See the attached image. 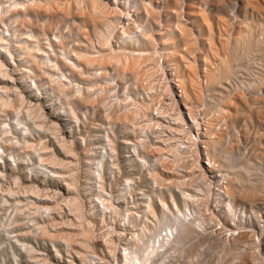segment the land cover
Segmentation results:
<instances>
[{
  "label": "rangeland",
  "instance_id": "obj_1",
  "mask_svg": "<svg viewBox=\"0 0 264 264\" xmlns=\"http://www.w3.org/2000/svg\"><path fill=\"white\" fill-rule=\"evenodd\" d=\"M95 1L107 5L104 13L107 15L103 17L96 5L91 6L92 0H0V264H235L234 254L223 252L229 247V238L224 239L229 242L226 244L214 234L209 236L206 231L210 232V225L203 222L214 209L211 179L195 171L196 163L193 160L190 163L189 153L175 152L178 151L176 146L172 148L175 143L171 149L166 148L173 157L162 143H157L159 128H154L153 133L144 129L143 135L132 122L148 121L157 105L158 109L168 107L170 111L176 108L172 84L167 82L172 76L162 74L166 67H160V54L159 58L155 56V62L144 64L150 72L146 79L143 77L141 86L132 83V78L124 80L120 66L126 64L127 60L122 61L124 55L132 51L162 52L164 47L159 44L166 40L168 50L176 53L182 48L175 60L169 55L172 64L179 60L181 70L185 69L186 60L193 64L206 103L211 86L207 80L225 66V61L231 64L234 74L226 82L214 84L213 89L223 96H232L236 104L232 103L230 109L232 112L237 109L240 116L238 121L221 123L217 131L222 132L224 145L235 139L238 147H233L230 153L236 156L238 168L245 165L249 168V172L241 169L244 174L240 176L248 173L245 179L240 178L242 186L254 181L262 185H258L261 190L264 188V82L260 79L264 78V0H145L151 2L163 24L167 21L160 17L168 18L164 5L177 8L181 12L179 23L188 38L178 33V37L168 33V38H162L149 20L150 27L144 26L145 21L141 26L153 39L139 33L142 40L134 29L131 31L134 36L129 38L120 34L128 23L134 28L138 20L142 21L143 10L141 14L133 11L136 6L141 7L140 0ZM110 1L117 4L124 1L123 12L127 10L130 19L119 15L118 18L110 9L114 7ZM74 12H78L77 16L72 15ZM246 40L248 51L243 48ZM107 54L117 59L121 56L122 60L114 63L113 58L110 66L103 69L93 62ZM246 83L256 85L252 88ZM210 100L206 109L217 104L216 99H213L216 104ZM135 136L138 142H133ZM127 140L132 141L130 145L122 142ZM159 147L165 151L159 153ZM186 160L189 161L186 167L181 166ZM189 168L195 169L184 173ZM259 192L264 193V189ZM260 193L261 199L258 201L256 197L255 206H245V213L237 206L246 214V218L240 216L239 225L254 233L264 229V201ZM132 212H137L135 217ZM187 213L196 224L199 220L205 223L206 226L199 224L206 227L204 231L197 228L203 238L188 237L175 251L169 248L163 254H153L151 262L141 256L140 261L138 255L136 262L126 263L123 255L129 251L158 245L166 232L171 238L172 223H181L183 215L187 220ZM215 220L223 222L220 217ZM164 224H168L167 231L160 229Z\"/></svg>",
  "mask_w": 264,
  "mask_h": 264
},
{
  "label": "bare ground",
  "instance_id": "obj_2",
  "mask_svg": "<svg viewBox=\"0 0 264 264\" xmlns=\"http://www.w3.org/2000/svg\"><path fill=\"white\" fill-rule=\"evenodd\" d=\"M91 1V0H90ZM141 1V7H140V5L139 6H136L134 9H133V11H135V12H137V13H142L141 12V10H143V12H144V17H143V19H142V21H140V20H138V22H136V25H133L134 26V28H132V27H130L128 24L126 25V27H122V33H120V34H122V36H123V38H124V36H125V38L128 36V38H129V35L130 36H132L131 35V31H132V29H134L135 31V33H138L137 34V36L139 37V35L142 33V35H140L141 37L142 36H144V35H146V37H148V36H150V38H152L151 37V34L149 33V35H148V32H146L147 34H145V32H143L144 30L146 31L147 29H145V27L144 26H149V20L150 21H152L155 25H156V27L158 28V30L160 31V32H158L157 33V31H156V33L158 34V35H162L163 37L162 38H168V36L172 33V34H176V33H178L179 35H180V37H182L181 35H183V37H187L188 38V35H186L187 34V32H186V30H185V28H184V26H183V24H180L179 23V17H180V14H181V12L177 9V8H175V7H171V6H169V5H164V8H163V11H164V15H166V16H168V18H166L165 16L164 17H160V19L161 18H163L164 20H166L167 21V23H160L159 22V18L157 17V12H155L153 9H154V7H152L151 6V2H145V0H140ZM56 3V2H55ZM92 4H91V6L93 5L94 6V8H95V5L97 6L96 8H99L100 9V11H102L103 13V17L105 16V15H107V14H105L104 15V13H107V5L106 6H104V3L103 4H101L100 2H98V1H95V0H92V2H91ZM150 3V4H149ZM48 4V3H47ZM46 4V5H47ZM110 4H112V5H114V7L113 8H110V7H112V6H110L109 8L110 9H113L112 10V12L113 13H115V15L116 16H120V18H123L124 16L126 17V18H129V13H128V11L126 10V12H123V11H125V2L124 1H122V2H120V3H115L114 1H110ZM115 4L118 6V7H120V9L118 8V7H116L115 6ZM103 5V6H102ZM90 6V7H91ZM28 7V6H27ZM44 7V6H43ZM53 7V6H52ZM57 7V6H56ZM130 7H133V6H130ZM91 8H93V7H91ZM40 9V8H39ZM104 9L106 10V12H104ZM129 9V8H128ZM59 10V9H58ZM94 10V9H93ZM109 10V9H108ZM26 11V10H25ZM24 11V12H25ZM31 11V10H30ZM56 11H57V9H56ZM99 11V12H100ZM130 11V10H129ZM157 11V10H156ZM162 11V10H161ZM40 12H42V11H40ZM39 12V13H40ZM53 12H55L54 10H53ZM59 12H61L60 10L58 11V13ZM97 12H98V10H97ZM112 12H109L108 11V14L109 15H111L110 13H112ZM38 13V14H39ZM52 13V12H51ZM56 13V12H55ZM76 13H78V12H76ZM75 12L72 14V15H76L77 16V14H76ZM159 13V12H158ZM42 14H45V12L43 13L42 12ZM53 14V13H52ZM62 14V13H61ZM82 13H80V15H81ZM92 14V13H91ZM91 14H89V15H91ZM156 14V15H155ZM170 14H171V17H170ZM174 15V18H173V15ZM188 14V13H187ZM193 14V13H192ZM34 15V14H33ZM56 15V14H55ZM79 15V14H78ZM87 15V14H86ZM99 15V14H98ZM53 16V15H52ZM52 16H51V18H52ZM64 18H66V15L65 14H63L62 15ZM85 16V15H84ZM94 16H95V14H94ZM93 16V17H94ZM102 16V15H101ZM119 16H118V18H119ZM122 16V17H121ZM163 16V15H162ZM50 17V16H49ZM107 17V16H106ZM124 17V18H125ZM131 17V16H130ZM72 18V17H71ZM83 18V17H82ZM87 18V17H86ZM91 18V17H90ZM158 18V19H157ZM169 18H172L171 19V21L169 20ZM67 19L68 20H70V18H68L67 17ZM76 19H77V17H76ZM80 19V18H79ZM88 19V18H87ZM130 19V18H129ZM139 19H140V17H139ZM125 20V19H124ZM172 20H174V21H172ZM71 21V20H70ZM121 21V20H120ZM147 23V24H143V23H145V22ZM207 22V21H206ZM205 22V23H206ZM71 23V22H70ZM73 23V22H72ZM120 23V22H119ZM141 23V24H140ZM37 24V23H36ZM74 24V23H73ZM106 24V23H105ZM122 24V23H121ZM133 24V23H132ZM131 24V25H132ZM93 25V24H92ZM141 25H144V26H141ZM122 26H124V25H122ZM74 27V26H73ZM119 27V26H118ZM150 27V26H149ZM187 28V27H186ZM81 32H82V30H81ZM140 33V34H139ZM155 33V32H154ZM168 33H170V34H168ZM92 34V33H91ZM144 34V35H143ZM156 34V35H157ZM136 35V34H135ZM178 35V36H179ZM186 35V36H185ZM119 36V35H118ZM134 36V35H133ZM174 36H177V34L176 35H174ZM177 36V37H178ZM141 37H139V39L141 38ZM176 37V38H177ZM25 38H27V37H25ZM120 38V37H119ZM122 38V39H123ZM132 38V37H131ZM150 38H147V39H150ZM175 38V37H174ZM176 38H175V40H176ZM240 38V37H239ZM28 39H29V37H28ZM115 39V38H114ZM116 39H118V37L116 36ZM121 39V40H122ZM143 39H144V37H143ZM153 39V38H152ZM152 39H150L151 41H153ZM178 39V38H177ZM183 39V38H182ZM30 40H33V38L32 39H30ZM124 40V39H123ZM131 40H133V38L131 39ZM140 40H142V39H140ZM245 40V39H244ZM247 40H249V39H247ZM247 40H246V42H247ZM157 41H159V40H157ZM242 41V40H241ZM128 42H130V40H128ZM127 42V43H128ZM161 42V41H160ZM160 42H158V43H160ZM170 42V41H169ZM172 42H173V40H172ZM210 42V41H209ZM208 42V43H209ZM245 42V41H244ZM245 42V46H244V44H243V48H245V49H247V51H248V49H249V47H247L246 45L248 44V42L246 43ZM126 43V44H127ZM154 44L156 43V42H153ZM238 43V42H237ZM135 44V43H134ZM171 44V43H170ZM107 45H108V43H107ZM106 45V46H107ZM168 45H169V43L168 42H166V40H163L162 41V43H161V45L159 44V46H163L164 47V50L160 53V52H158V51H154L153 50V52L151 51V53H150V51L149 52H147L146 50H143V49H139L138 50V52L137 53H135V51H132L131 53H129V55L127 56V54H125V53H127V52H125L124 54V57L122 58V59H125V60H122L120 57L123 55V53H121V54H119V55H121L120 57H118V59L117 58H115V57H113L111 54H107V55H102V57L99 59V58H96V60H94L93 59V62H95V63H97L96 65H99V67L101 66L102 67V69L105 67V66H107V65H109L110 64V62H112V60H114L113 58H115L116 60L114 61V63H116V61L118 60L119 61V58L122 60V61H128V63H127V61L125 62L126 64H124L123 62V64L124 65H126V66H124V65H121L120 66V69H121V72H120V74H123L124 75V77H123V79L124 78H127L128 80H131L130 78H132V83H134V84H136L137 86H139L140 84L142 85V83H141V81H142V79H143V77H145L147 74H148V71L150 72V69L148 68L147 70H146V67L147 66H145L144 64L145 63H147L148 61H150V62H152V61H154L155 60V56L157 57V56H159V54H160V57L162 58V60H161V66L160 67H162V66H164V67H162V68H165L164 70L165 71H163V73L162 74H164V72H166V75L168 76V78H169V76L171 77V81H167V82H169L170 84H172V87H171V90H173V101L176 103V108L173 110H171L170 111V109H167L166 107V109H163V108H160V109H162V110H160V109H158V105L155 107V108H153V111H154V109H155V113L153 114V112L152 113H150V115H148L149 117V120L148 121H143L142 120V122L141 121H137V122H135L134 120L132 121L133 122V124H137L138 125V127H139V129H141V132L140 133H142V132H145V131H142V130H146V132L147 131H150V132H152V131H154L155 129H158L159 130V135H157L156 133V136H158L157 138H158V141H156L157 143L159 142V143H162L163 145H164V149L166 150V148L167 149H171V144L172 143H175V144H173L174 146H172V148H174L175 146V149H177L178 151H176L175 150V152H182V153H184V154H186V153H189V155L191 156L190 157V159H188V160H191L190 161V163L192 162V160L196 163V169H195V171H201V172H203L202 174H204V176L203 177H205V175L206 176H208L209 178H207V179H211V181H212V183H213V188H212V191L214 192V197L212 198V200H211V203L214 205V209H213V211H212V214H211V217L209 216L208 217V219H207V221H206V219L204 218V216H202L203 218H204V220H203V222L205 221L206 222V225L207 226H209V230H210V232L207 230L206 232H208L207 234L210 236L211 234H214L213 236L217 239V240H223L224 241V239L226 238H229V241H230V244H229V247L226 245V244H228L229 242H226V241H224L226 244V246L227 247H222V248H224L225 249V251H224V249H223V252H231V254L233 255V256H235V261H236V263L237 264H264V229L262 230V231H260V232H257V233H254L251 229H243L244 227H241V225H239V220L241 219L240 218V216H242V217H245L246 218V214L244 215V213L246 212V208H245V206L247 207H249V206H255L256 204V202L254 201L255 199H256V197H257V199H258V201H259V199H261V198H258L260 195H258L259 193H257L258 191H262L263 189L261 188V190H259L260 189V186H258V185H261V184H257L256 182L254 183V181L253 182H251L250 184H252V185H250L249 184V186L247 185V187L245 186V187H243L242 186V182H241V179H245L244 178V176L246 177L247 176V174L246 175H244V176H240V174H244V173H242L241 171V169H245L246 171H248L247 170V165H245V168L243 167V168H241V166L239 167L240 168V172H239V168H238V166H237V164H236V162H238L237 161V159H236V156H234V155H231V153L230 152H233V151H231L232 149H233V147H235L237 144H236V141H235V139L234 140H229V143L227 142V143H225L226 145H224L223 143H224V141H223V143H222V140H221V137H222V132L219 134V130H218V128H219V126H221L220 124L221 123H223V124H226L227 122H230V121H238L237 119L239 118V116H240V114H239V112L237 111V109H235V113L234 112H232V110L230 109L231 108V104L233 103H235L233 100H231V97H229V95H222L223 93H221V92H219V93H217L216 92V89L214 88L213 89V85L214 84H216V85H218V84H220V83H222L221 81L222 80H225V81H223V82H226V80L227 79H230L229 77H230V74H234L230 69V66L229 65H231V64H228V62L227 61H225V63H223L225 66H223V67H220V69L219 70H217L218 72L215 74V76L214 75H211L210 77H209V79L210 80H207V81H210L209 83L211 84V86H209L210 84H207V87L209 86V92L207 93V95H206V93H205V95H206V97L208 98L207 99V102L206 103H208V100H210V99H212V101H213V99L217 102V104L216 103H214V101H213V103L214 104H216V106H217V109H216V106L214 105V106H212L211 105V109L209 108L210 106L207 104V105H205L206 103H203L204 102V99H205V96H203V94H204V91L202 92L200 89H199V87H198V75H195V70L193 69V64H191L190 62H189V60L187 61H185V63H184V68L186 69H180L179 68V63H178V59H176V60H178V61H174L175 63L174 64H172V62L173 61H170L169 60V55L171 56H173V58H174V60H175V57L177 56V58L179 57L178 55H180V54H177L176 55V53H179V50H181V49H178V51L175 53V51L174 50H172V51H170V50H168ZM191 45H193V44H191ZM110 46V45H109ZM109 46H107V47H109ZM122 46V45H121ZM127 46V45H126ZM209 46V45H208ZM123 47V46H122ZM174 47V46H173ZM184 47H186V46H184ZM189 47V46H188ZM134 48V47H133ZM158 48H160V47H158ZM157 48V49H158ZM162 48V47H161ZM170 48V47H169ZM172 48V47H171ZM110 49V48H109ZM108 49V50H109ZM187 49V48H186ZM212 49V48H211ZM244 49V50H245ZM116 50V49H115ZM151 50V49H150ZM160 50V49H159ZM167 50V51H166ZM120 51V50H119ZM6 52H8V51H6ZM121 52V51H120ZM206 53V52H205ZM8 54H10V55H12L11 53H9L8 52ZM118 54H115L116 56H119ZM157 54V55H156ZM244 54V53H243ZM114 55V54H113ZM171 56V57H172ZM94 58V57H93ZM154 58V59H153ZM157 58H159V57H157ZM156 58V59H157ZM191 58V57H190ZM78 59V58H77ZM82 59V58H81ZM112 59V60H111ZM171 59V58H170ZM180 59V58H179ZM207 59V58H206ZM224 59H226V58H224ZM90 60V59H89ZM152 60V61H151ZM165 60V61H164ZM172 60V59H171ZM204 60V59H203ZM117 61V62H118ZM160 61V60H159ZM13 62H15L14 60L12 61V63ZM84 62V61H83ZM87 62V61H86ZM92 62V63H93ZM155 62V61H154ZM154 62H153V64H154ZM187 62V63H186ZM221 62H224V60L223 61H221ZM227 62V63H226ZM158 63V62H157ZM156 63V64H157ZM170 63V64H169ZM85 64V63H84ZM90 64H91V62H90ZM118 64V63H117ZM120 64H121V62H120ZM119 64V65H120ZM148 64H150V63H148ZM147 64V65H148ZM222 63H221V65H223ZM228 64V65H227ZM118 65V66H119ZM158 65V64H157ZM110 66V65H109ZM145 66V69L143 70L142 69V67H144ZM208 67V66H207ZM157 68H158V66H157ZM168 68V69H167ZM160 69V68H159ZM234 69V68H233ZM197 70V69H196ZM151 71H154V70H151ZM232 73H231V72ZM104 72L105 71H103V74H104ZM212 72V71H211ZM127 73V74H126ZM145 73V74H144ZM154 74V73H153ZM198 74V73H197ZM118 75V74H117ZM126 75V76H125ZM165 75V74H164ZM163 75V76H164ZM152 76H154V75H152ZM209 76V75H208ZM264 76V75H263ZM165 78V77H164ZM11 79V78H10ZM144 79H146V77L144 78ZM150 79H151V77H150ZM149 79V80H150ZM156 79V78H155ZM154 78H153V80H155ZM207 79V78H206ZM261 79V82L263 81L264 82V78L262 77V78H260ZM125 80V79H124ZM167 80V79H166ZM200 80V79H199ZM148 82V81H147ZM152 82V81H151ZM228 82V81H227ZM154 83V82H153ZM200 83V82H199ZM151 83H149V85H150ZM165 84V83H164ZM140 85V86H141ZM247 87H252V88H254V86L256 85V84H253V83H246L245 84ZM152 86V85H151ZM165 86H168V85H165ZM135 87V86H134ZM161 87H163V86H161ZM206 87V86H205ZM222 86H220V87H218V88H221ZM136 88V87H135ZM150 88V87H149ZM148 88V89H149ZM156 88V87H155ZM158 88H159V86H158ZM167 88V87H166ZM177 88H178V90L179 91H177ZM204 89V88H203ZM247 89V88H246ZM251 89V88H250ZM154 90V89H153ZM157 90V89H156ZM169 90H170V88H169ZM253 90V89H252ZM215 91V92H214ZM134 92V91H133ZM155 92V91H154ZM150 93V92H149ZM170 93V94H171ZM168 94V93H167ZM229 94V93H228ZM149 95V94H148ZM152 95V94H151ZM147 96V95H146ZM155 96V95H154ZM157 96V95H156ZM159 96V95H158ZM163 97V96H162ZM133 98V97H132ZM160 98V97H159ZM169 98V97H168ZM234 98V97H233ZM131 99V98H130ZM156 98H154V100H155ZM227 101H226V100ZM218 100H219V102H218ZM157 101V100H156ZM155 101V102H156ZM211 101V100H210ZM222 101V102H221ZM162 102H163V100H162ZM221 102V103H220ZM145 103V102H144ZM157 103H160V101L159 102H157ZM226 103V104H225ZM167 104V103H166ZM209 104H211V103H209ZM236 104V103H235ZM254 104V103H253ZM143 105V104H142ZM145 105V104H144ZM152 105H153V103H152ZM161 106V105H160ZM206 106H209L207 109H206ZM142 107V106H141ZM153 107V106H152ZM236 107V106H235ZM251 107V106H250ZM173 108V107H172ZM134 109V108H133ZM148 109H146V111H147ZM169 110V111H168ZM211 110L213 111V112H211ZM258 110V109H257ZM136 112V111H135ZM138 112H139V110H138ZM170 112V113H169ZM140 113V112H139ZM149 113V112H148ZM138 114V113H137ZM175 114V115H174ZM145 115V114H144ZM173 115V116H172ZM146 116V115H145ZM140 119V118H139ZM142 119V118H141ZM167 119H169V120H167ZM189 121H191L192 123H193V128L189 125ZM230 123H232V122H230ZM133 124H132V126H133ZM128 125H129V123H128ZM137 125H136V127H137ZM223 126H226V125H223ZM222 126V127H223ZM135 127V128H136ZM137 127V128H138ZM227 127V126H226ZM136 128V129H137ZM155 128V129H154ZM225 128V127H224ZM221 129V128H220ZM126 130V132L125 133H127V128L125 129ZM218 130V131H217ZM222 130V129H221ZM220 130V131H221ZM133 131V130H132ZM217 131V132H216ZM136 132L137 131H134V133L136 134ZM156 132H158L157 130H156ZM124 133V134H125ZM133 133V134H134ZM149 133V132H148ZM153 133V132H152ZM143 134V133H142ZM143 135H145V134H143ZM147 135V134H146ZM221 135V136H220ZM101 136V135H100ZM137 136V135H136ZM135 136V137H136ZM133 138V142H138L137 140H139L137 137L136 138ZM139 137L140 138H144V136H142V135H139ZM147 138H148V136H146ZM156 139V138H155ZM223 140H225V138L223 139ZM231 141H234L235 143H233V142H231ZM122 142H125V143H129L128 145H130V142H132V141H130V140H127V141H122ZM171 142V143H170ZM142 143V142H141ZM166 143H169V144H166ZM155 144V143H154ZM153 144V145H154ZM134 145V144H133ZM156 145V144H155ZM154 145V146H155ZM229 146V148H230V151L229 150H226L227 149V147ZM260 145V144H259ZM225 146V147H224ZM163 147V146H162ZM169 147V148H168ZM236 147H238V146H236ZM156 148V147H155ZM228 148V149H229ZM158 150V152L160 153L161 151H163V149H161L160 147L159 148H157ZM257 149H258V147H257ZM164 150V151H165ZM173 150V149H172ZM171 150V151H172ZM153 151H154V149H153ZM163 151V152H164ZM168 153H169V151L168 150H166ZM227 151H229V153H230V155L228 154V152ZM236 151V150H235ZM260 151V150H259ZM155 152V151H154ZM153 152V153H154ZM158 152H156L155 154L157 155V154H159ZM167 152H165V153H167ZM173 152H174V150H173ZM162 154V153H161ZM164 154V153H163ZM169 154H171L172 155V153H169ZM174 154V153H173ZM178 154V153H177ZM259 154V153H258ZM257 154V155H258ZM154 155V154H153ZM168 155V154H167ZM189 155L187 156V157H189ZM200 155H204L205 156V163L206 162H208L209 163V167H206L207 165H204L203 163H201V161H200ZM264 155V154H263ZM181 156H182V154H181ZM195 156V157H194ZM145 157V156H144ZM150 157H152V156H150ZM172 157H173V155H172ZM192 157H194V158H192ZM235 157V158H234ZM242 157V156H241ZM183 158H184V156H183ZM183 158H181V159H183ZM238 158V157H237ZM261 158V157H260ZM164 159V158H163ZM180 159V158H179ZM236 159V160H235ZM168 160H170V159H168ZM172 160V159H171ZM174 160V159H173ZM243 160V159H242ZM254 160V159H253ZM140 162H144V161H142L141 159L139 160ZM161 161H163V160H161ZM180 161V160H179ZM241 161V160H240ZM189 162V161H188ZM187 162V160H186V162H182V163H184L183 165L181 164V166H184V167H186V164L185 163H188ZM194 162H192V163H194ZM244 162V161H243ZM166 163H167V161H166ZM169 163V162H168ZM172 163V162H171ZM174 163V162H173ZM180 163V162H179ZM189 163V164H190ZM236 164V166H237V168H236V170H233V166H235V164ZM247 163V162H246ZM249 163V162H248ZM164 164V163H163ZM240 164V163H239ZM257 164V163H256ZM160 165V164H159ZM162 165V164H161ZM160 165V166H161ZM166 165H171V164H166ZM175 165V164H174ZM177 165V164H176ZM179 165V167H178V169L181 167L180 166V164H178ZM192 165V164H191ZM190 165V166H191ZM195 165V164H194ZM190 166H188V167H190ZM255 166V165H254ZM261 166V165H260ZM167 167V166H166ZM176 166H174V168H175ZM258 167V166H257ZM172 168H173V165H172ZM182 168V167H181ZM181 168H180V172H181ZM234 168V169H235ZM184 169V168H183ZM182 169V170H183ZM190 169V168H189ZM192 169L193 168H191L190 170H188V169H185V170H183L184 171V173L186 172V173H192ZM193 169V170H194ZM249 169V168H248ZM173 170V169H172ZM237 170H238V172H237ZM165 170H163V172H164ZM174 171H176V170H174ZM173 171V172H174ZM246 171H245V173H246ZM217 172V173H216ZM243 172H244V170H243ZM249 172V171H248ZM251 172V171H250ZM166 173H167V171H166ZM183 172H182V174H184ZM194 173V172H193ZM214 173H216V174H214ZM261 173V172H260ZM177 174H179L178 172H177ZM258 174V173H257ZM250 175V174H249ZM253 175V174H252ZM255 176V175H254ZM257 176V175H256ZM183 177V176H182ZM193 177V176H192ZM241 177H243V178H241ZM258 177V176H257ZM198 178V177H197ZM241 178V179H240ZM250 178H251V176H250ZM261 178V177H260ZM182 179V178H181ZM189 179V178H188ZM191 179V178H190ZM199 179V178H198ZM256 179V178H255ZM192 180V179H191ZM205 180V179H204ZM247 180H248V178H247ZM258 180H259V178H258ZM263 180V179H262ZM177 181V180H176ZM183 181H185V180H183ZM198 181V180H197ZM181 182V181H180ZM193 182V181H192ZM208 182H210V181H208ZM239 182H241V184L239 183ZM244 183H246V182H244ZM249 183V182H248ZM259 183V182H258ZM190 184V183H189ZM208 184V183H207ZM205 185V184H204ZM246 185V184H245ZM191 186V185H190ZM208 186H210V184L208 185ZM262 186V185H261ZM183 187H184V184H183ZM198 188V187H197ZM194 189V188H193ZM210 189V188H209ZM197 191H198V189H196ZM208 190V189H207ZM197 191H196V193H197ZM193 192V191H192ZM201 194V193H200ZM261 194V193H260ZM186 195V194H185ZM262 195V201H264V193H262L261 194ZM191 197V196H190ZM261 197V196H260ZM204 198V197H203ZM197 199V198H196ZM188 200H190V199H188ZM192 201V200H191ZM193 201H195V199H193ZM200 201V200H199ZM257 201V202H258ZM262 201H260V202H262ZM189 202V201H188ZM163 204H164V202H162ZM175 203V202H174ZM177 203V202H176ZM196 203V202H195ZM200 203V202H199ZM198 204V203H197ZM196 204V205H197ZM212 204H211V206H212ZM260 204V203H259ZM262 204H263V202H262ZM201 205V204H200ZM237 206L238 207H242L241 209L242 210H244V213H241L239 210H238V208H237ZM191 207V206H190ZM247 207V208H248ZM252 209V208H251ZM239 211V212H238ZM250 211V210H249ZM190 212L192 213V215H193V212L190 210ZM137 213V212H136ZM136 213L135 212H132V216L133 217H135L136 216ZM211 213V212H210ZM153 214V213H152ZM199 214V213H198ZM201 214V213H200ZM181 215H183V214H181ZM187 215H188V218H186L187 220H184L185 219V217H186V215H183V218L182 219H180L179 221L181 222V223H177V222H179L178 221V219L180 218H178V219H176L177 220V224L179 225H177V224H174L173 225V223H172V226L174 227V231L172 230L173 229V227H171L169 230V232H170V234H171V238L169 237V234H168V232H166V236L165 237H162V239H161V242L158 244V245H153V246H151V248L150 247H144L143 248V250L141 249V248H139V251H137V252H131V251H129L127 254H124L123 256H124V258H125V261H126V263L129 261H131V262H134L135 261V258H137L138 257V255H139V258H137V259H139L140 261H141V259H140V256L141 257H143V258H146L145 260L146 261H153L152 260V258H153V254H155V255H157L158 253H161V254H163L164 252H166L169 248H173V251H175L174 249H177V248H179V247H181L180 245H181V243L183 242V240L184 239H186V238H188L189 237V239H191V238H193V239H196V240H198L201 236V238H203L204 237V235L203 234H201L200 235V230H197V228L199 227H201V226H199V224L201 223L200 222V220L197 222V224H196V222L194 221V220H192L193 218V216H191V218L189 217L190 215L187 213ZM210 215V214H209ZM177 216V215H176ZM247 216H250V215H247ZM178 217V216H177ZM217 217H220V218H222L223 219V222H220V220H218L217 221V223H215L214 222V218H216V220H217ZM263 217H264V215H263ZM200 218V217H199ZM198 218V219H199ZM202 218V219H203ZM207 218V217H206ZM259 218V217H258ZM196 219H197V216H196ZM247 219H248V217H247ZM246 219V220H247ZM250 219V218H249ZM208 220H210V222L208 221ZM215 220V221H216ZM254 220V219H253ZM133 221V220H132ZM175 221V220H174ZM185 221H187V222H185ZM256 221V220H255ZM208 222V223H207ZM212 222V223H211ZM175 223V222H174ZM241 223V222H240ZM264 223V222H263ZM201 224H203V226H206L205 225V223H201ZM200 224V225H201ZM251 224V223H250ZM167 225L168 224H164V225H162L161 227H160V229L161 230H166L167 231ZM248 225V224H247ZM202 228V227H201ZM206 228V227H205ZM205 228L203 227L202 228V230L204 231L205 230ZM257 228V227H256ZM261 228V227H260ZM258 229V228H257ZM201 230V232L203 233V231ZM160 232V231H159ZM205 232V233H206ZM159 234V233H158ZM161 234V233H160ZM207 234H205V236L207 235ZM207 235V236H208ZM212 236V235H211ZM159 237V236H158ZM198 238V239H197ZM158 240V239H157ZM192 240V239H191ZM200 240V239H199ZM203 242V241H202ZM218 243H221L220 241H217ZM154 243H155V241H154ZM201 243V242H200ZM183 244V243H182ZM198 244V243H197ZM199 245V244H198ZM197 245V246H198ZM201 245V244H200ZM199 245V246H200ZM224 245V246H225ZM179 246V247H178ZM261 246V247H260ZM183 247V246H182ZM201 247H202V245H201ZM200 247V248H201ZM219 249V248H218ZM221 250V249H220ZM127 252V251H126ZM227 252V253H228ZM239 253V254H238ZM142 254V255H141ZM121 255V254H120ZM136 259V260H137ZM143 260V259H142ZM233 260V261H234ZM136 262V261H135ZM139 262V261H138ZM231 262V261H230ZM139 263H141V262H139ZM232 263H234V262H232ZM232 263H228V264H232ZM235 263V264H236ZM129 264H132V263H129ZM143 264V263H142ZM157 264V263H156Z\"/></svg>",
  "mask_w": 264,
  "mask_h": 264
},
{
  "label": "built area",
  "instance_id": "obj_3",
  "mask_svg": "<svg viewBox=\"0 0 264 264\" xmlns=\"http://www.w3.org/2000/svg\"><path fill=\"white\" fill-rule=\"evenodd\" d=\"M189 125L193 128V123L191 121H189ZM199 158H200L201 163H203L204 165H207L206 167H209V163L208 162L205 163L204 155H200Z\"/></svg>",
  "mask_w": 264,
  "mask_h": 264
}]
</instances>
